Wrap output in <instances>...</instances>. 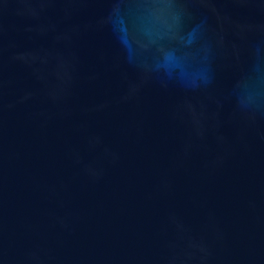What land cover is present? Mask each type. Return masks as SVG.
<instances>
[{"label": "water", "instance_id": "1", "mask_svg": "<svg viewBox=\"0 0 264 264\" xmlns=\"http://www.w3.org/2000/svg\"><path fill=\"white\" fill-rule=\"evenodd\" d=\"M0 264H264V0H0Z\"/></svg>", "mask_w": 264, "mask_h": 264}]
</instances>
